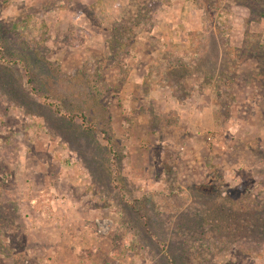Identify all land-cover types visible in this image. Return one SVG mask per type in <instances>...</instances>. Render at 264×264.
I'll return each instance as SVG.
<instances>
[{
    "label": "rangeland",
    "instance_id": "1",
    "mask_svg": "<svg viewBox=\"0 0 264 264\" xmlns=\"http://www.w3.org/2000/svg\"><path fill=\"white\" fill-rule=\"evenodd\" d=\"M0 264H264V0H0Z\"/></svg>",
    "mask_w": 264,
    "mask_h": 264
}]
</instances>
